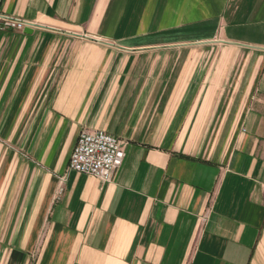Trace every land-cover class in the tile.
<instances>
[{
	"label": "crops",
	"instance_id": "0c3cea01",
	"mask_svg": "<svg viewBox=\"0 0 264 264\" xmlns=\"http://www.w3.org/2000/svg\"><path fill=\"white\" fill-rule=\"evenodd\" d=\"M0 264H264V0H0ZM124 145L69 171L81 131Z\"/></svg>",
	"mask_w": 264,
	"mask_h": 264
},
{
	"label": "built area",
	"instance_id": "2783aa9c",
	"mask_svg": "<svg viewBox=\"0 0 264 264\" xmlns=\"http://www.w3.org/2000/svg\"><path fill=\"white\" fill-rule=\"evenodd\" d=\"M32 23L0 13V31H24ZM125 160L124 145L104 131L83 130L72 151L68 169L90 175L102 182H110Z\"/></svg>",
	"mask_w": 264,
	"mask_h": 264
},
{
	"label": "water",
	"instance_id": "95a60500",
	"mask_svg": "<svg viewBox=\"0 0 264 264\" xmlns=\"http://www.w3.org/2000/svg\"><path fill=\"white\" fill-rule=\"evenodd\" d=\"M29 32H31V31H30V30H28V29H26V30H25V33H29Z\"/></svg>",
	"mask_w": 264,
	"mask_h": 264
}]
</instances>
